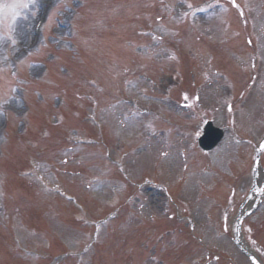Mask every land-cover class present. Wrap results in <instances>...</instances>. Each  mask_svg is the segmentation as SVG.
<instances>
[{"label":"rangeland","instance_id":"1","mask_svg":"<svg viewBox=\"0 0 264 264\" xmlns=\"http://www.w3.org/2000/svg\"><path fill=\"white\" fill-rule=\"evenodd\" d=\"M185 1L211 12L177 26L166 0H0V264H252L234 239L264 136V0ZM196 88L229 129L214 160L173 99ZM243 229L264 263V198Z\"/></svg>","mask_w":264,"mask_h":264},{"label":"snow or ice","instance_id":"2","mask_svg":"<svg viewBox=\"0 0 264 264\" xmlns=\"http://www.w3.org/2000/svg\"><path fill=\"white\" fill-rule=\"evenodd\" d=\"M233 2H234V0H233ZM30 3H35V0H26V2H22V3H20L17 6L23 7V8H28ZM19 16H20V13L19 12H17V13L14 14V16H13V24H15L16 18L19 17ZM13 31H14V29H12L11 26H10V30L8 32H6L5 35L11 39V42L13 44H15V43H17V41L14 38V36L12 35V32Z\"/></svg>","mask_w":264,"mask_h":264},{"label":"water","instance_id":"3","mask_svg":"<svg viewBox=\"0 0 264 264\" xmlns=\"http://www.w3.org/2000/svg\"><path fill=\"white\" fill-rule=\"evenodd\" d=\"M212 133H213L212 129L210 127H208L207 130H206V135H205V143L206 144H202V146L204 148H210L211 146L214 145V142L216 141L217 137L212 138L213 137ZM218 137H219V135H218ZM247 254H249V253L247 252ZM252 259L255 262V264H259L255 258L252 257Z\"/></svg>","mask_w":264,"mask_h":264}]
</instances>
